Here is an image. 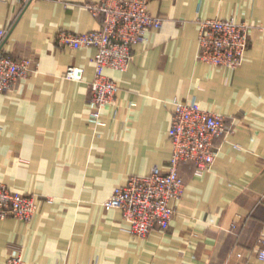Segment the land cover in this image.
I'll return each mask as SVG.
<instances>
[{
    "label": "crops",
    "instance_id": "0c3cea01",
    "mask_svg": "<svg viewBox=\"0 0 264 264\" xmlns=\"http://www.w3.org/2000/svg\"><path fill=\"white\" fill-rule=\"evenodd\" d=\"M94 1L0 0L5 50L32 59L28 75L0 92V181L36 204L29 223L0 219V264L10 245L30 264H264V0H147L162 23L133 46L126 70L104 69L119 89L99 121L88 116L95 49L57 42L61 31L101 27L83 6ZM199 17L249 25L234 70L196 58ZM68 65L82 66L83 78L64 77ZM174 99L222 114L230 131L214 138L204 175L180 164L169 227L139 238L103 202L129 177L167 168Z\"/></svg>",
    "mask_w": 264,
    "mask_h": 264
},
{
    "label": "built area",
    "instance_id": "2783aa9c",
    "mask_svg": "<svg viewBox=\"0 0 264 264\" xmlns=\"http://www.w3.org/2000/svg\"><path fill=\"white\" fill-rule=\"evenodd\" d=\"M22 1L28 4L33 0ZM83 6L101 18V27L84 32L61 31L57 42L72 49H95L90 58L94 74L88 82L91 107L88 116L99 121L105 107L114 104L119 89L104 69L126 70L133 58V46L143 41L149 30L159 28L162 17L150 13L147 0H97ZM197 29L198 60L230 70L241 64L249 41L247 23L234 18L199 17ZM7 32V27L0 28V92L12 89L32 70V59L15 58L5 50L3 41ZM83 72L82 66L68 65L63 75L81 80ZM172 106L167 130L172 150L167 168L162 170L154 165L145 174L129 177L126 183L114 187L103 202L105 209H119L129 225L127 231L139 238H145L153 229L164 231L169 227L175 211L171 201L180 198L184 189L180 164L191 163L194 175H204L216 156L214 138L230 131L222 114L202 107L195 99H174ZM35 213L32 195L12 190L0 181V219L12 217L29 223ZM258 243L256 256L264 261V236ZM9 247L12 253L5 264H30L22 257L19 246ZM179 264L192 263L180 261Z\"/></svg>",
    "mask_w": 264,
    "mask_h": 264
}]
</instances>
